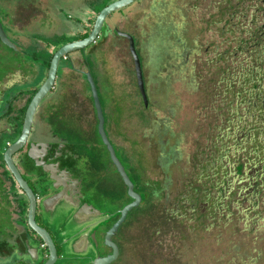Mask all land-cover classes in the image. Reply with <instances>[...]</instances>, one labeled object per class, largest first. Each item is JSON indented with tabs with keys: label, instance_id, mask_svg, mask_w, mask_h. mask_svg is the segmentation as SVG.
I'll return each instance as SVG.
<instances>
[{
	"label": "rangeland",
	"instance_id": "1",
	"mask_svg": "<svg viewBox=\"0 0 264 264\" xmlns=\"http://www.w3.org/2000/svg\"><path fill=\"white\" fill-rule=\"evenodd\" d=\"M63 1L82 2L0 0V11L8 13L2 22L12 39L11 16L17 30L26 26V30H39V20L47 21L45 32L32 31L25 48H10L0 40V78L25 63L38 67L45 57L50 58L41 44L57 47L76 40L65 32L45 34L54 14L68 20L75 14ZM112 1L83 0L81 6L97 14ZM261 1L147 0L133 15L137 27L123 25L120 29L135 33L139 41L148 107L126 40L113 35L103 44L101 60L107 62L109 75L93 71L92 76L109 136L112 139L113 126L121 119L120 128L136 142L145 181L160 184L166 176L171 178L154 185L151 203L130 210L136 221L125 229L124 253L112 264H264ZM57 2L61 4L56 6ZM106 76L118 104L112 101ZM159 92L164 101H157ZM88 98L85 105L93 131L89 140L100 146L99 159H103L105 172L109 170L103 186L109 191V202H116L124 184L98 133L92 94ZM162 123L174 133L164 136V150L176 142L181 156L168 167L159 158L155 127ZM118 153L123 155L119 149ZM124 191L122 204L126 205L129 196Z\"/></svg>",
	"mask_w": 264,
	"mask_h": 264
},
{
	"label": "flooded vegetation",
	"instance_id": "2",
	"mask_svg": "<svg viewBox=\"0 0 264 264\" xmlns=\"http://www.w3.org/2000/svg\"><path fill=\"white\" fill-rule=\"evenodd\" d=\"M82 2L71 4L63 1L64 6H70L72 10L76 11L75 14L69 15L70 20L54 14L55 18L52 19L53 22L48 26L50 30L48 29L45 34L51 35L65 32L67 35L74 36L76 40L85 38L91 31L97 14L90 11L91 9L81 6ZM146 3L147 0H136L131 5L113 12L106 18L96 42L61 59L53 86L36 109L28 139L23 147L12 155L13 162L33 192L36 201L34 221L48 232L55 244L57 257L53 264H93L97 257H105L113 253V248L105 244V235L117 222L119 215L113 216L103 223H99V220L87 219L85 223L81 224L72 216L75 208L70 205V202L61 201V205L57 203L54 206L45 207L43 206V201L62 192L63 186L59 188H54L53 186L58 183L59 185L70 186L68 193H63V195L75 203L79 201L78 208L88 204L101 212L116 213V211L125 206L122 202L125 200L124 190L127 192V186L117 172L111 158V164L115 172L120 176L124 189L118 193L120 198L116 202H109L110 200L107 197L109 191L103 186L109 170L106 171L107 173L105 172L107 169L104 167L103 159H99V144L95 141L90 143L89 140L90 133L93 132L91 121L89 123V119L92 116H89L88 119V110L85 104L92 93H90L91 89L86 73L91 72L92 74L94 71V74L99 76L103 74L109 75L107 62L101 59L105 56L103 44H106L113 35L126 40L128 51L132 56L129 49V39L120 34L125 32L120 28L123 25L136 28L137 21L133 19V15H136L138 10H142ZM261 3L264 9V0ZM60 4L57 2L56 6ZM261 15L264 16V11ZM76 19L79 21H76ZM41 20L43 19H40L38 23V26L41 27L39 30H26L27 26L23 30H17L12 27L14 20L11 16L9 22L12 26H10V29L15 40L5 31L13 42L16 41V45L25 48L24 46L28 44L32 31H37L36 33L45 32L42 30L44 26H47V21L43 20L44 22L42 23ZM134 34L131 35L134 37L139 54V41L138 39L136 41V34ZM42 45L45 47L44 51L47 54H51L50 58L46 59L45 57L43 63H40L39 66L37 65L38 67L32 65L33 63L30 64V62L25 63L23 68L8 71L0 78V264H45L50 254L48 243L29 224V196L19 186L4 158L6 148L21 135L27 108L33 96L48 76L53 54L63 44L57 47L48 43H43ZM139 57L146 88L144 62L140 55ZM132 62L134 63L133 57ZM106 77H108V82L111 84L112 101L114 104H118L115 101L111 79L109 76ZM85 92L88 94H85ZM262 100L261 111L264 109V95ZM93 108L95 110L94 105ZM120 120L118 119L119 124L117 123L119 130L117 129V124L113 126V135L111 133L113 140L109 136L108 130L106 132L117 157L134 183V190L140 193L137 189L136 142L128 139L124 134L120 128ZM109 126L111 127L112 125L109 124ZM155 128L157 141L160 139L159 142L162 144H164V133L171 136L174 134L166 123L158 124ZM249 130L251 131L252 128ZM109 131L111 132L110 129ZM261 133V130H259L258 134ZM115 136H118L119 140H116ZM104 146L107 149L105 144ZM158 146L161 149L159 144ZM175 146L176 142L171 143L169 149L163 155L161 154L160 164L162 166H168L169 163L173 164L180 159V152L175 149ZM33 148H36L37 156H39V159H43L46 165L53 164L58 166V180H52L44 165H37L36 161L31 158L30 151ZM118 149L122 151L123 155H119ZM108 154L110 156L109 151ZM170 158L173 159L170 161ZM63 171L68 174H64ZM144 177L146 180L145 175ZM167 177L160 184L171 181V178ZM155 184L157 186L160 185L158 182ZM155 184L149 182L151 187H154ZM131 201L132 199L129 198L128 203ZM64 204L67 207L62 208ZM134 220L135 216L130 215L129 211L126 219L111 236V240L118 247V255L115 260L108 264H112L122 257L124 253V232ZM93 233L95 234V239L92 237ZM78 242L83 243L82 245H77Z\"/></svg>",
	"mask_w": 264,
	"mask_h": 264
},
{
	"label": "water",
	"instance_id": "3",
	"mask_svg": "<svg viewBox=\"0 0 264 264\" xmlns=\"http://www.w3.org/2000/svg\"><path fill=\"white\" fill-rule=\"evenodd\" d=\"M136 0H113L108 5L103 7L95 16V20L92 26L91 31L89 34L83 38L74 40L68 43L63 44L60 46L55 53L53 54V57L50 62V67L48 71V76L45 80V82L40 86L36 94L33 96L26 112L25 117V123L24 128L22 130L21 135L12 143L10 144L4 153L5 162L8 165V168L10 169L11 173L14 175L15 179L17 180L19 186L28 194L30 199V207H29V224L33 230L37 232V234L45 240L49 247H50V254L48 260L45 262V264H53L56 260V247L53 241L51 240L48 232L44 229L38 226L34 221V213L36 209V201L33 195V192L28 185L27 181L22 177L19 169L15 165L12 159L13 153L18 151L23 145L25 144L26 140L28 139V136L30 134V126L33 121V117L36 113V109L40 103V101L47 95V93L50 91V89L53 86L54 79L57 75V70L60 64V61L62 58H65L67 55L74 53L80 49H83L87 47L88 45L96 42L97 38L99 37L101 33V29L105 23L106 18L112 14L113 12L119 11L122 8H125L132 3H134ZM121 35L126 36L129 39V49L132 54L133 60H134V67L136 72V78L138 82V87L143 99V102L145 106L148 105L149 100L145 88V82H144V75L141 65V59L139 57V54L136 49L135 40L134 37L127 33V32H121ZM0 40L7 45L10 48L17 49V45L9 38L7 35L3 23L0 19ZM87 80L90 85L91 93H92V99L94 103V107L96 110V117L98 121L97 129L98 133L101 137L102 142L107 146V149L110 153V158L115 165L117 172L120 174L121 178L123 179V182L127 186V192L129 197L132 199V201L128 204H126L124 207H122L120 210L116 211V213L111 212H101L97 208H95L92 205L84 204L82 207L78 208L79 201L74 202L73 200H69L68 198L64 197L63 193H68V190L70 188L69 185H59L58 183H55L53 186L54 188H59L60 186H63V190L61 193H58L52 197H48L43 201V206L48 207L49 205H56L59 203L61 205V201H68L70 202V205H72L75 210L72 214V216L81 224L85 223L87 219L91 220H99V223H103L107 220H109L111 217L119 215V219L117 222L108 230V232L105 235V244L110 245L113 248V253L109 254L105 257H97L94 260L93 264H108L115 260L118 255V247L117 245L111 240V236L114 234V232L117 231L119 225L126 219L128 212L133 209L134 207H137L142 202V195L134 190V183L132 179L129 177L124 165L119 160L115 153V149L113 145L111 144V141L108 137V134L105 129V116L103 114V109L100 103L99 93L97 90L96 83L94 81V78L91 74V72L86 73ZM30 156L36 161L37 165H44V168L47 172L50 173V178L52 180H58V166L57 165H46V162L43 161V159H39V156H37L36 148L31 149ZM64 174H68L66 171H63ZM69 204V203H68ZM67 207L65 204L62 205V208ZM72 217V218H73ZM95 233V231H94ZM92 234V237L94 238L95 234ZM83 237V236H82ZM95 239V238H94ZM82 241V239H81ZM83 242H78L77 245H82Z\"/></svg>",
	"mask_w": 264,
	"mask_h": 264
},
{
	"label": "trees",
	"instance_id": "4",
	"mask_svg": "<svg viewBox=\"0 0 264 264\" xmlns=\"http://www.w3.org/2000/svg\"><path fill=\"white\" fill-rule=\"evenodd\" d=\"M5 16H7V18H8V13L7 12H5L4 11V9L2 10V11H0V19L2 20V18H4ZM159 95H160V100H157L158 102L159 101H164L165 99H164V97H163V94H162V92H159ZM160 134V133H159ZM164 136H166L167 135V133L165 134H163ZM174 135V134H173ZM160 136V135H159ZM160 141V139L158 140V144L161 146V149H160V151H161V153H160V155H159V158H161V154L163 155V153H165L166 151L164 150L165 148V146H164V144H162L161 142H159ZM170 161H171V158H170ZM172 163H169L168 164V166L169 165H171ZM167 166V167H168ZM142 167H143V165H141L138 161H137V189L139 190V192H140V194L142 195V197H143V202H142V204H146V205H148L149 203H151V199H152V196L154 195V192H155V190H154V188L153 187H151L150 185H149V183L148 182H146L145 181V177H144V174H143V171H142ZM167 177V176H166ZM168 178V177H167ZM157 188H159V187H157ZM129 196V195H128ZM130 198V197H129ZM142 204H140V205H142Z\"/></svg>",
	"mask_w": 264,
	"mask_h": 264
}]
</instances>
